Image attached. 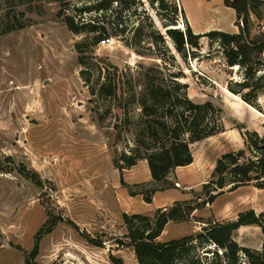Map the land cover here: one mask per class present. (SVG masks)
<instances>
[{
  "label": "rangeland",
  "instance_id": "374dc122",
  "mask_svg": "<svg viewBox=\"0 0 264 264\" xmlns=\"http://www.w3.org/2000/svg\"><path fill=\"white\" fill-rule=\"evenodd\" d=\"M84 2L72 0L66 7L73 12L75 5ZM166 4L162 8L158 1L138 0L124 8L115 2L100 17L110 23L111 41L95 45L92 38L87 39L89 33L69 29L57 1L0 0V264H25L27 259V264H139L125 237L121 209L152 216L159 198L150 204L136 199L118 204L112 189L120 184L114 157L134 143L125 123L127 113L133 121L141 114L138 102L131 103L133 93L147 95L150 81L178 78L187 84L192 101H211L221 109L225 131L191 145L202 183L194 190L184 188L192 182L182 184L179 192L191 193L187 202L201 203L207 198L204 185L213 179L222 154L244 148L241 162L254 156L244 134L257 131L264 138V122L261 113L227 88L230 80L243 79L239 66H229L223 47L207 36L200 39L197 56L190 54L189 45L186 56L180 55L167 29L183 22L184 27L178 29L185 31L188 20L178 0H166ZM99 15L83 16L98 20ZM9 19L24 25L1 32ZM257 31L261 36L264 29ZM79 41H83L81 53L76 48ZM103 83L107 85L104 90ZM164 112L158 110L161 121ZM119 113L120 138L115 129ZM151 119L143 116L145 122ZM193 169L180 171L186 175L196 172ZM138 173L146 176L143 163ZM176 181L182 182L173 178L170 186H176ZM255 183L214 191L213 202L186 221H178L185 223L171 222L158 240L204 232L251 208L264 211V188ZM130 189L150 194L155 188L141 183ZM48 219L49 225L53 219L57 224L40 236L38 253L31 258L36 235ZM237 237L250 247L264 245V234L257 227ZM207 248L199 243L190 252V257L198 259L196 264H208L213 257ZM216 250L220 253L215 246L210 251ZM242 260L245 264L246 257Z\"/></svg>",
  "mask_w": 264,
  "mask_h": 264
},
{
  "label": "trees",
  "instance_id": "16d2710c",
  "mask_svg": "<svg viewBox=\"0 0 264 264\" xmlns=\"http://www.w3.org/2000/svg\"><path fill=\"white\" fill-rule=\"evenodd\" d=\"M54 1L63 6L61 13L69 29L77 34L89 33L90 37L88 36L87 39L92 38L95 45H99L102 39L113 36L107 26L110 24L109 21H101L103 12L110 10L115 2L124 8L138 4V0H92L90 2L85 0L82 6L75 5L71 12L66 6H70L72 0ZM155 1H158L162 8L167 7L166 0ZM225 3L236 10L239 32L212 30L205 34H196L187 22L185 31L168 28L167 33L173 38L175 48L182 56H186L187 45H189L190 54L197 56V50L201 46L200 39L203 36L209 37L212 42L219 43L223 47L227 64L231 67L239 66L243 75L242 80H230L227 88L246 104L261 111L258 99L260 92L264 89V59L262 57L264 31L261 36H252L251 15L254 13L259 19L264 18L262 12L264 0H225ZM91 12L100 13L96 17L98 20L86 19L83 16ZM19 13L21 17L24 16L23 11ZM241 20L243 26L240 24ZM23 25L9 19L3 23L1 32L7 33L22 28ZM122 31L124 32V29ZM82 44L83 41L76 44L79 53H81ZM79 61L84 63L81 55ZM85 73L86 70H81V74ZM147 85L149 91L147 95L137 96L134 92L131 99V103L139 104L138 109L141 112L139 119L133 121L130 113H127L125 119V123L133 133L134 143L128 149L117 151L114 157V164L120 171V182L125 186L128 184L124 181V169L134 166L142 159L147 160L153 179L167 184L169 174L176 167L189 165L194 161L191 147L193 143L225 131L220 118L221 109L211 101L204 103L192 101L187 95V84L181 83L178 78L170 82L150 81ZM106 86V83H103L101 89L104 90ZM177 91L179 93H176ZM110 92L108 91L107 94L111 95ZM159 109L165 110L162 121L158 116ZM144 115L153 116V119L145 122ZM115 117L118 119L115 129L120 138L122 118L120 113ZM244 135L245 144L254 152V156L241 162L246 156L244 148L222 154L216 161L213 179L204 185L207 198L201 203L175 201L170 206L157 208L152 216L143 213H123L127 226L125 237L129 239L127 242L133 247L139 264H178L183 260L186 264H196L198 259L190 257V252L195 250L199 243L209 246L207 252H211L213 257L208 264H243V256L246 257L245 264H264V249L242 246L233 238V232L242 225L256 224L264 233V211L257 213L252 208L240 212L237 219L217 222L204 229V232L167 241L158 240L169 221H186L200 207L214 201L217 196L214 193L216 190H222L227 186L233 190L252 181L256 182L255 186L264 188V147L262 146L264 138L260 137L257 131L247 130ZM129 191L131 195L137 194L131 189ZM154 191L155 189L151 190L150 194L142 192L146 202L152 201ZM49 221L48 219L43 224L36 235L31 258L38 253L40 236L50 232L57 224L56 219H53L50 225ZM199 221L205 223L204 220ZM212 246L219 248L220 253L217 250L210 251ZM204 256L208 258L209 255ZM188 257L191 260H188ZM28 260L25 264L29 262Z\"/></svg>",
  "mask_w": 264,
  "mask_h": 264
},
{
  "label": "crops",
  "instance_id": "0c3cea01",
  "mask_svg": "<svg viewBox=\"0 0 264 264\" xmlns=\"http://www.w3.org/2000/svg\"><path fill=\"white\" fill-rule=\"evenodd\" d=\"M178 1L180 2L181 9L185 12V16L193 32L196 34H205L212 30H221V31L229 32V33H237L240 30V26L237 24L236 10L233 7L226 5L225 0H178ZM262 12L264 14V7L262 8ZM251 20L253 23L252 36H255L258 32L257 31L258 27H260L261 29H264V18L259 19L254 13H252ZM204 37L206 36H203L201 39H203ZM262 57L264 59V49L262 52ZM241 101L243 100L241 99ZM258 102L261 106V111L255 109L252 106H249V105L248 106L251 107L255 112L261 113V115L259 116L262 122H264V89L259 94ZM141 163L144 164L146 171H147L146 176L144 178H141V175L138 173ZM184 168H194L193 170H195L196 172L192 171L194 173L182 175L181 174L182 171L180 170ZM199 170L200 169L197 164V158L194 154V161L189 165L176 167L169 174L167 178L168 183L165 184L162 181H156L155 179H153L151 172L149 170L147 160L142 159V160H139L138 163L135 164L134 166L124 169L123 177H124V181L128 184V186L121 184V182L117 187L114 185V189H112L113 194H114L113 197L115 198L118 204L127 203L132 199H136L142 203L145 202V203L150 204V203H153L154 200L159 198L157 208L170 206L175 201L191 199L190 197L191 193L188 192V194H182L179 192V189L182 188V184H188L190 182H192L193 185H190V186L184 185L185 186L184 188H186L187 190L196 189L198 185L202 183V181L198 180L199 173L197 172H199ZM173 178L176 180L179 179L182 181V182L176 181L181 184V187H176L174 185L170 186V181ZM141 183L148 184L150 186H153V188H155V191L152 194L151 202L145 201L142 191L137 192L136 195H131L129 191L131 185L141 184ZM121 210L123 212H130V211H125L124 208ZM254 210L257 213L262 212L261 210H258V209H254ZM131 212L134 213L133 211ZM138 213H141V212H138ZM171 222L185 223V222H178V221H169L164 231L170 225ZM251 227H257L261 229V227L256 224L242 225L233 232L234 240L237 241L242 246L250 247L251 245L241 242L237 236L239 237L243 236L244 230L247 228H251ZM195 230L196 229L192 228V232H194ZM250 248L261 250V249H264V245L261 247L258 246V247H250Z\"/></svg>",
  "mask_w": 264,
  "mask_h": 264
},
{
  "label": "built area",
  "instance_id": "2783aa9c",
  "mask_svg": "<svg viewBox=\"0 0 264 264\" xmlns=\"http://www.w3.org/2000/svg\"><path fill=\"white\" fill-rule=\"evenodd\" d=\"M240 24L243 26V22H242V20H241V22H240ZM111 41V39L110 38H108V39H102L101 41H100V45H106L107 43H109ZM175 185L177 186V187H181V184L179 183V182H176L175 183Z\"/></svg>",
  "mask_w": 264,
  "mask_h": 264
},
{
  "label": "bare ground",
  "instance_id": "6f19581e",
  "mask_svg": "<svg viewBox=\"0 0 264 264\" xmlns=\"http://www.w3.org/2000/svg\"><path fill=\"white\" fill-rule=\"evenodd\" d=\"M183 27H184V23L182 22V23L178 26V28L182 29ZM235 67H238V66H235Z\"/></svg>",
  "mask_w": 264,
  "mask_h": 264
},
{
  "label": "water",
  "instance_id": "95a60500",
  "mask_svg": "<svg viewBox=\"0 0 264 264\" xmlns=\"http://www.w3.org/2000/svg\"><path fill=\"white\" fill-rule=\"evenodd\" d=\"M262 146L264 147V144Z\"/></svg>",
  "mask_w": 264,
  "mask_h": 264
}]
</instances>
